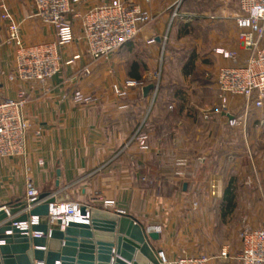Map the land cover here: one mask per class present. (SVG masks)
<instances>
[{
  "label": "crops",
  "instance_id": "1",
  "mask_svg": "<svg viewBox=\"0 0 264 264\" xmlns=\"http://www.w3.org/2000/svg\"><path fill=\"white\" fill-rule=\"evenodd\" d=\"M4 1L27 45L55 41L53 30L34 17L33 0ZM107 1L84 0L77 11L84 15ZM121 1L140 5L151 14L152 20L139 33L136 45L129 43L108 59L82 58L71 65H63L61 73L45 83L24 85L0 78V100L14 99L20 90L26 91L23 115L30 126L25 158L0 160V207L23 201L26 181L31 179L40 195H49L57 202L70 200L100 208L99 198L116 201L118 208L143 227L152 231L160 229V240L150 243L153 249L164 252L170 259L184 252L192 253L190 255L206 253L213 244L210 236L187 239L183 232L185 228L195 231L201 226L206 234L209 233L208 222L203 223L201 219L209 215L210 209L198 204L194 208V204L189 211L188 203L180 202L182 199L178 197L191 199L196 185L203 181L199 172L214 158L207 146L214 147L215 141L202 126L213 118L220 119L222 113H215L219 104L218 91L216 84L212 86L206 76L215 77L218 69L231 61L212 50L236 51L241 61L247 54L235 33L232 49L222 45L208 53L214 66L209 62L200 63L193 54L177 71L175 80L171 81L173 78L168 76L163 78V90L158 96L155 90L146 97L143 89L133 88L126 97L118 98L113 87H123L128 80L146 81V86L154 84L149 81L152 79L148 73L155 69L158 57H162L160 47L169 26L170 49L187 36V26L180 32L176 24L171 27L176 13L186 15L187 0ZM71 23L76 40L66 49L64 61L83 54L86 49L80 22ZM5 35L4 24L0 21L1 41ZM152 39L154 43L150 42ZM221 40L224 42V38ZM166 56L169 57L167 53ZM0 59L3 71L10 72L14 67V49L2 46ZM86 68L90 70L89 75L84 73ZM210 89L215 94L208 97L212 98L209 99L211 109L205 97ZM75 90L91 97V103H75L71 98ZM191 92H196L198 97L204 96L196 101L198 103H191ZM203 101L207 103V110L203 108ZM230 102L240 104L242 101ZM190 103L196 105L197 112H189ZM229 117L225 115L226 126H229ZM139 128L148 138L146 149H141L135 140ZM210 181L219 183L215 176ZM184 184L187 191H183ZM173 200H180L182 205L173 204ZM191 219L197 221L195 225ZM34 249L31 246V250Z\"/></svg>",
  "mask_w": 264,
  "mask_h": 264
},
{
  "label": "built area",
  "instance_id": "2",
  "mask_svg": "<svg viewBox=\"0 0 264 264\" xmlns=\"http://www.w3.org/2000/svg\"><path fill=\"white\" fill-rule=\"evenodd\" d=\"M84 0H33L35 15L43 25L50 27L55 35V41L42 44L27 45L20 34V26L15 21L8 5L0 0V21L4 24L6 35L2 46L13 48L15 53L13 69L5 73L1 66L0 78L22 84L45 83L62 71L63 65H71L82 58L91 61L108 59L121 50L126 44L133 41L142 29L151 20V14L140 5L128 4L121 0H108L84 15L77 11ZM240 15L236 17L239 31V40L246 52L247 58L241 61L237 52L218 48L214 52L229 65L222 66L216 74V87L220 99V107L215 113L230 114L228 107L229 97H238L244 100L242 116L246 117L255 111L264 110V0H237ZM193 18L194 15H187ZM72 21L80 22L85 52L76 54L67 61L63 55L68 47L75 43L76 37ZM154 43L152 39L150 41ZM86 75L90 74L88 68ZM147 82L128 80L123 87H113L118 98H124L133 88L143 89ZM72 100L79 105H89L91 97L84 95L80 90L71 93ZM27 103V93L20 90L14 99L0 100V160L25 158L26 135L29 124L23 112ZM230 126L238 124L237 116L228 120ZM36 135H40L36 132ZM135 140L141 149H146L148 138L139 128ZM216 189V188H212ZM40 195L31 179L26 181L25 212L29 213L32 204ZM100 208L115 214H127L117 207L114 200L99 198ZM86 209V216L81 215V209ZM92 205H83L66 200L55 201L50 205L49 222L59 225L64 231L70 222L89 219ZM196 208V204L195 207ZM31 224H38L37 218H31ZM28 228V225H22ZM160 229L155 228V232ZM242 250L239 256L240 264H264V226L252 227L245 225L241 231ZM228 251L223 250L218 259L225 260ZM160 264H212V259L204 254L181 255L170 259L164 252L159 251Z\"/></svg>",
  "mask_w": 264,
  "mask_h": 264
},
{
  "label": "rangeland",
  "instance_id": "3",
  "mask_svg": "<svg viewBox=\"0 0 264 264\" xmlns=\"http://www.w3.org/2000/svg\"><path fill=\"white\" fill-rule=\"evenodd\" d=\"M187 1L186 15L192 14L194 17L188 18L186 15L180 16L183 14L176 13L177 17L173 18L176 19L171 25L172 27L176 24L179 32L187 26V36L179 39V42L170 49L169 26L160 47L162 57H158L155 69L148 73L151 74L149 78L152 79L149 81L156 85V96L163 90V78L168 76L173 78L171 81L175 80L178 76L177 71L188 63L193 54L198 57L200 63L209 62V65L214 66L215 63L208 58V53L213 48L222 45L232 49L236 41L235 33L237 37L239 35L240 29L238 28L236 31L237 23L235 20L240 15L237 0ZM222 38H224V42H222ZM137 39L138 36L130 44L136 45ZM215 50L213 49L212 52ZM166 53L169 57L166 56ZM206 79L212 86L216 84V75L215 77L211 76V78L206 76ZM207 92L205 97H207V107L209 108L212 107L211 102H209V99L212 98L208 97L215 94L211 89ZM190 95L191 103L193 101L198 103L196 101L204 96L202 94L198 97L196 92H191ZM216 99L219 104L214 107L218 108L221 105L218 94ZM234 99H240L242 102L232 104L230 100ZM206 101H203L202 105L207 110ZM191 103L189 112L193 114L197 112V109L195 108L196 105ZM228 107L230 112L228 116H237L238 124L233 127L226 126L224 123L227 118H225L226 114L224 113L220 119L213 118L206 121L202 127H205L208 133L212 134L215 141L214 147L209 148L207 146L213 151L214 158L205 170L199 172L203 181L196 185L190 196L191 199L184 200L180 194L182 197L179 196L178 198L182 199L181 201L173 200V204L182 205L179 201L188 203L189 211L194 204L210 209L209 215L203 216L201 219L203 223L208 222L209 233L206 234L203 227L200 226L195 231H189L188 228H185L186 231L183 232V235L187 236V239L191 236H196L198 239H205L210 236L213 244L209 247V251L207 250L208 252L202 254L210 257L212 264H240L242 228L247 224L252 227L264 226V110L255 111L244 117L242 116L244 100L238 97H229ZM195 124H197L196 121ZM199 125L201 124L199 123ZM209 138L211 137L209 136ZM212 176L219 180L218 184L210 181ZM230 186L234 191V210L223 216L227 209V203L223 198L225 191ZM213 187L216 189H212ZM191 220L195 225L197 221ZM224 248H227L228 259L220 260L218 257ZM190 254L192 253H181V255Z\"/></svg>",
  "mask_w": 264,
  "mask_h": 264
},
{
  "label": "water",
  "instance_id": "4",
  "mask_svg": "<svg viewBox=\"0 0 264 264\" xmlns=\"http://www.w3.org/2000/svg\"><path fill=\"white\" fill-rule=\"evenodd\" d=\"M155 89L154 84L144 87V96ZM54 202L42 194L29 213L24 201L0 207V264H160L159 251L150 243L160 240L159 233L132 216L94 207L88 220L70 222L62 231L49 222ZM86 214L82 208L81 215ZM31 218H37L38 224L32 225ZM25 224L28 228L22 227Z\"/></svg>",
  "mask_w": 264,
  "mask_h": 264
},
{
  "label": "trees",
  "instance_id": "5",
  "mask_svg": "<svg viewBox=\"0 0 264 264\" xmlns=\"http://www.w3.org/2000/svg\"><path fill=\"white\" fill-rule=\"evenodd\" d=\"M128 44H126V45H128ZM234 199H235L234 198V191H233L232 186H230L225 191L224 198H223V200L227 203V209H226L225 213L223 214V216H226V214H229V213H231L234 210Z\"/></svg>",
  "mask_w": 264,
  "mask_h": 264
}]
</instances>
